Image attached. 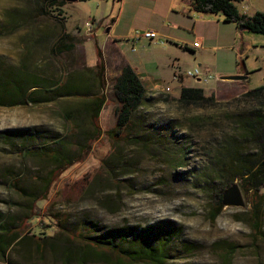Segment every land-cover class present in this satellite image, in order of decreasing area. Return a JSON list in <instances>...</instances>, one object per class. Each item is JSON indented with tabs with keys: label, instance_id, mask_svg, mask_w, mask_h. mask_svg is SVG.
<instances>
[{
	"label": "rangeland",
	"instance_id": "374dc122",
	"mask_svg": "<svg viewBox=\"0 0 264 264\" xmlns=\"http://www.w3.org/2000/svg\"><path fill=\"white\" fill-rule=\"evenodd\" d=\"M56 1L0 0V26L13 29L0 34V79H10L19 69L27 82L39 77L60 83L62 77H69L68 88L82 93L0 105V221L12 229L26 223L22 236L5 257L0 256V264H109L95 254L85 255L71 234L81 229L100 235L117 226L146 227L164 220L181 227V235L169 246L168 264H264V202L257 218L251 192L237 182L244 205H224L212 219L216 192L197 182V172L207 166L204 150L220 131L214 123L196 124L190 117L210 115L211 109H183L171 92L165 93L167 100L156 98L134 115L138 122L131 134L124 131L125 137L115 140L105 132L90 142L88 150H80L95 129L83 110L91 101L83 86L94 82L90 91L98 90L96 65L90 64L97 58V43L103 46L106 25L95 20L96 32L87 34L85 23L97 19L101 0H65L63 5ZM237 5L249 16L264 12V0H241ZM253 35L245 42L248 53L240 63L243 69L256 70L248 82L251 89L264 84V34ZM60 40L74 47L58 54ZM114 83L106 79L104 131L118 120ZM28 86L32 92L34 88ZM66 112L78 122L73 130ZM18 129H29V134L14 135L12 130ZM54 137L69 141L75 161L53 183L48 196L38 199L42 178L57 163L33 152L53 143Z\"/></svg>",
	"mask_w": 264,
	"mask_h": 264
},
{
	"label": "trees",
	"instance_id": "16d2710c",
	"mask_svg": "<svg viewBox=\"0 0 264 264\" xmlns=\"http://www.w3.org/2000/svg\"><path fill=\"white\" fill-rule=\"evenodd\" d=\"M241 0H188L191 9L201 13H222L226 21L234 22L238 27L248 31L264 34V12L257 11L249 16L239 10L237 3ZM57 2L52 0V3ZM67 1L58 0L63 5ZM43 12L48 11L42 8ZM10 25L0 26V34L5 35L12 32ZM73 44L66 45L60 40L57 45V53L60 54ZM98 75V90L91 92L85 84L83 89L87 90L84 95L91 96L84 107L87 117L95 129L87 144H82L80 150H88L90 142L98 140L105 132L113 139H122L123 132L131 134V130L137 125L134 115L148 102L156 98L167 100L168 95L160 92L155 96H148L147 89L136 71L126 65L122 73L114 83V96L119 102L117 107V124L112 129L104 131L101 126V112L107 102L104 93L106 86V66L103 55L99 52V61L96 65ZM23 70L12 73L10 79H0V105H19L36 103L42 100H53L59 95L82 94L72 91L69 86V77H62L60 83L43 78L34 77L31 82L24 76ZM79 84L83 82L77 81ZM86 83V82H85ZM34 88L29 91V86ZM42 86V87H41ZM77 88H80L76 84ZM43 88V89H42ZM42 94V96H41ZM175 102L183 109L193 108L211 109L212 114L205 116L193 115L190 121L196 124L218 125L220 135L209 147L206 146L204 154L207 166L198 171L197 182L205 190L214 189L217 196V204L211 214L215 219L222 211L223 192L235 182H238L246 193L251 192V201L254 206L255 216L264 202V84L250 88L239 94L231 95L226 101L219 100L215 93L207 95L205 89L199 86H183L180 95L174 98ZM69 127L73 130L78 125L77 120L71 112L64 115ZM29 129L12 130L14 135H26ZM126 135V136H127ZM53 143L42 147L38 151H32L41 157H49L57 163V166L49 175L42 178L44 183L40 195L46 198L53 183L74 161L68 151L70 143L62 138H53ZM137 139V138H136ZM136 142H139V140ZM55 145L57 148H53ZM59 146V147H58ZM82 154L77 158L85 157ZM17 181V180H16ZM26 223L20 228L12 229L4 220L0 221V256L5 257L11 246L22 236ZM72 239L78 243L79 248L85 255L95 254L109 264H132L151 263L168 264L169 246L181 235V227L170 221H160L140 226H117L106 229L102 234H90L83 230L73 232ZM69 259V253H66Z\"/></svg>",
	"mask_w": 264,
	"mask_h": 264
},
{
	"label": "crops",
	"instance_id": "0c3cea01",
	"mask_svg": "<svg viewBox=\"0 0 264 264\" xmlns=\"http://www.w3.org/2000/svg\"><path fill=\"white\" fill-rule=\"evenodd\" d=\"M239 10L247 14L246 9ZM97 12L98 17L93 21H101L106 29L103 46L97 43V58L90 65H97L101 52L107 80L116 81L123 68L130 65L149 97L157 95L162 90L159 89L161 85H170L175 97L180 95L183 86L203 87L207 95L215 93L220 98L250 89L248 82L256 70L248 66L243 69L240 63L248 53L245 42L255 38L254 32L226 21L222 13L193 11L188 0H101ZM137 30H155L159 37L134 42L131 36ZM194 42H199L200 46L194 47ZM87 45L88 42L83 45L85 50ZM197 66L213 73L215 80L205 83L194 79L195 84H191V77L182 75L179 80L174 79L176 73ZM230 75L246 77L223 78Z\"/></svg>",
	"mask_w": 264,
	"mask_h": 264
},
{
	"label": "built area",
	"instance_id": "2783aa9c",
	"mask_svg": "<svg viewBox=\"0 0 264 264\" xmlns=\"http://www.w3.org/2000/svg\"><path fill=\"white\" fill-rule=\"evenodd\" d=\"M86 26V31L87 34H93L95 31V22L94 21H87L85 23ZM159 34L155 30H145V31H135L131 38L134 42L140 40L141 38H148V39H155L158 38ZM194 47H199L200 43L199 42H194L193 43ZM132 50H135V47H132ZM186 76V77H191L196 79L197 81L200 82H207L213 78H215V75L211 73L210 71L203 69L201 66H197L192 69L185 70L183 72H178L174 75V79L179 80L181 77ZM159 89H163V93H169L171 92V86L170 85H161L159 86Z\"/></svg>",
	"mask_w": 264,
	"mask_h": 264
},
{
	"label": "water",
	"instance_id": "95a60500",
	"mask_svg": "<svg viewBox=\"0 0 264 264\" xmlns=\"http://www.w3.org/2000/svg\"><path fill=\"white\" fill-rule=\"evenodd\" d=\"M68 1H77V0H68ZM245 75H230L223 78L227 79H244ZM223 204L231 205V206H243L244 205V197L242 194V190L237 182L231 185L228 189L224 191L223 194Z\"/></svg>",
	"mask_w": 264,
	"mask_h": 264
}]
</instances>
